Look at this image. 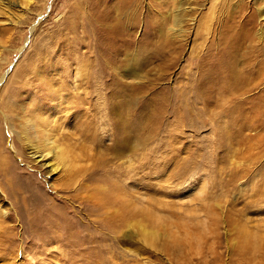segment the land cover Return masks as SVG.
Returning a JSON list of instances; mask_svg holds the SVG:
<instances>
[{
    "label": "rangeland",
    "instance_id": "374dc122",
    "mask_svg": "<svg viewBox=\"0 0 264 264\" xmlns=\"http://www.w3.org/2000/svg\"><path fill=\"white\" fill-rule=\"evenodd\" d=\"M256 1L139 0L117 42L90 16L128 0H0V264H264Z\"/></svg>",
    "mask_w": 264,
    "mask_h": 264
},
{
    "label": "bare ground",
    "instance_id": "6f19581e",
    "mask_svg": "<svg viewBox=\"0 0 264 264\" xmlns=\"http://www.w3.org/2000/svg\"><path fill=\"white\" fill-rule=\"evenodd\" d=\"M138 1L139 0H128L126 5L123 7L115 4L113 7H111V9H109L106 12H105V10H100L101 12L96 13L99 15L98 19H96L95 14H92L90 16L91 21L89 20L91 28L92 29L96 28L97 30H99L101 32V34H99L100 36L105 35V34H113L115 37V41L118 42L119 38L117 39V33L119 32V28L121 30L119 32V34L129 33L130 31L135 29V25L133 24L132 21L135 20V15H136L135 11H136V8L139 7ZM258 1L259 0H257L256 2L258 3ZM240 2H242V1H240ZM258 13H259L258 10L254 11L252 18H251V22L254 21V18H256ZM261 18H264V13H263ZM115 26L117 29H114ZM223 31L226 35H230V37L231 36L236 37V36H239V35L244 33L241 29H235V31H234L233 27H225ZM256 37L258 38V36H256ZM260 39H261V37H260ZM240 40H243V39H240ZM90 42H92V41H90ZM239 46H240V44H239ZM254 47H255V45H254ZM226 49L232 50L235 53L238 50L237 47L234 45H227ZM253 49H255V50L253 51V55L251 57H246V56L241 55V60L247 65V68H251L253 65H255V67H256V65H258L263 60L264 51L263 50L259 51V48H253ZM252 69H253V67H252ZM260 73L264 74V69H262ZM242 74H243V72L241 70H237V69L232 68L229 70L228 76L230 79H234V80L239 81V82H242L244 80H246V81L252 80V76H249V77L246 76L247 77L246 78ZM251 74H253V73L251 72ZM31 114L38 115L37 111L34 109L32 110ZM51 121H49L45 125V128L41 132V134L43 133V135H44V139L41 140L39 136H36L37 140L39 142L38 141H30L32 139L27 137L28 132H26L24 138L27 141L26 144L30 148L35 150L36 154L41 153L43 159H46V158L50 159L51 168L55 172V171L60 170V167H62L65 170L68 168L69 165H68V159H67L65 150L63 148H61L59 145H57V141L54 137H51L50 134H45L48 132ZM25 126H26V129L28 131H32V130L37 131L35 128L36 126H35L34 119H28V121L25 123Z\"/></svg>",
    "mask_w": 264,
    "mask_h": 264
}]
</instances>
